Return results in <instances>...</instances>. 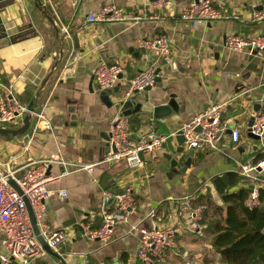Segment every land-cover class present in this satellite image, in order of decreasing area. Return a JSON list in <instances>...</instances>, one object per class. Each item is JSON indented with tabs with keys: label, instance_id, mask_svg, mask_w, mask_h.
Returning <instances> with one entry per match:
<instances>
[{
	"label": "crops",
	"instance_id": "crops-1",
	"mask_svg": "<svg viewBox=\"0 0 264 264\" xmlns=\"http://www.w3.org/2000/svg\"><path fill=\"white\" fill-rule=\"evenodd\" d=\"M192 1L176 0L169 8H149L144 0H41L53 25L37 9L35 0H0V73L6 84L16 86L24 105L28 107L61 54L36 110L44 111L52 131L43 125L37 127L34 116L25 135L0 137V173L23 174L33 162L50 158L58 148L73 163L94 164L105 156L109 127L119 113L103 103L102 92L97 89L93 72L102 62L122 64L125 79L158 63L162 82L142 98L159 104L174 94L179 100V111L167 119L129 117L137 133L154 126L169 137L196 114L213 105L229 103L223 116L230 122L229 131L218 149L195 152L185 172L182 170L187 158L176 154L179 142L177 137H170L160 161H148L140 171L125 165L113 169L98 166L93 174L75 171L58 179L52 190H65L68 198H52L46 204L47 219L54 230H74L80 222L99 228L101 212L113 207L106 202L111 197L105 198L104 193L114 196L129 186L138 211L129 224L118 229L116 241L107 247L78 235L60 247L61 258L46 253L30 264H141L137 257L138 236L127 235L131 225L178 229L182 255L171 252L170 264H203L212 251L206 226L194 224L188 202L199 205L208 197L212 206H223L215 181L228 174L239 175L243 165L254 164L264 144V139L249 137L252 116L262 110L264 61L230 52L224 43L230 34H264V22H254L262 0H211L223 18L193 31L180 19L182 9ZM110 4L124 9L135 20L116 24L86 22L88 15ZM159 36L172 42L166 64L155 53L138 46L142 38ZM122 91L123 97L124 87ZM232 128L241 130L238 145L231 142ZM167 155L176 158L178 166H173ZM61 172L57 166L49 170L53 176ZM1 244L0 236V248ZM72 252L77 256L69 257ZM217 262L215 258L213 264Z\"/></svg>",
	"mask_w": 264,
	"mask_h": 264
},
{
	"label": "built area",
	"instance_id": "built-area-1",
	"mask_svg": "<svg viewBox=\"0 0 264 264\" xmlns=\"http://www.w3.org/2000/svg\"><path fill=\"white\" fill-rule=\"evenodd\" d=\"M176 0H144L149 8H169ZM223 18L222 12L217 9L211 0H193L184 7L180 19L191 30H198L201 25H206ZM132 18L124 9L114 5H106L95 13L87 16L88 24H116L132 22ZM254 22H264V0L260 3V10L254 15ZM66 33H68L66 31ZM171 40L166 36L155 38H142L138 46L147 52L155 53L159 61L167 62L171 55ZM225 48L230 52L256 56L264 61V34L256 33L251 36L230 34L225 39ZM158 61V62H159ZM158 63L147 66L132 79H125V68L122 64L100 63L94 70V80L99 92L112 90L118 86L125 88V98H130L134 92H143L147 87L156 84ZM122 76V79H121ZM24 80V78H21ZM229 103L211 106L209 109L193 116L184 123L178 132L165 136L152 126L145 132L133 130L128 117H116L112 120L109 133V151L94 164L73 163L66 159L61 150L48 159L33 162L23 174L16 172L0 173V264H30L35 257L46 254L37 240L30 219L27 203L33 209L41 236L48 246L58 255L61 246L67 244L79 235L89 242H97L101 247H107L116 241L118 229L129 224L130 218L138 211L133 188L126 187L122 193L112 196L104 193V197H115L112 208L101 212V226L93 228L90 224L80 222L74 230H54L47 219L46 204L52 198L66 200L68 193L65 190H52L51 186L60 178L68 176L75 171H84L93 174L98 166L113 169L122 165L132 171H140L146 162L158 163L161 151L170 138L178 135L184 137L185 150L191 151H216L223 137L229 131V123L223 116ZM262 110L253 114V124L249 128L253 135L264 139V99L261 100ZM28 107L24 105L12 84H6L0 73V128H16L23 124L28 115ZM38 119L37 127L52 131L51 122L43 112L33 114ZM200 129V131H199ZM230 139L238 145L241 139V130L232 128ZM263 158L257 164H245L241 167L240 176L244 185L249 189L246 206L249 209L261 208V189L264 188V144L259 152ZM62 169L61 175L49 174L51 167ZM14 180L21 193L17 192L10 184ZM190 206L191 219L197 226L202 225L206 206ZM264 233V230L262 231ZM178 229L173 226L144 228L140 225H131L127 235H136L139 240L137 257L141 264H170V253L182 255L178 244ZM77 256L74 252L69 257ZM72 264V263H70ZM216 264H220L217 262Z\"/></svg>",
	"mask_w": 264,
	"mask_h": 264
},
{
	"label": "trees",
	"instance_id": "trees-1",
	"mask_svg": "<svg viewBox=\"0 0 264 264\" xmlns=\"http://www.w3.org/2000/svg\"><path fill=\"white\" fill-rule=\"evenodd\" d=\"M262 158L259 153L254 164ZM215 187L223 206H212L208 197L199 204L207 207L202 225L206 226L212 245L203 264H213L215 258L220 264H264V206L255 209L246 206L250 191L240 174L218 178ZM260 200L264 205V188Z\"/></svg>",
	"mask_w": 264,
	"mask_h": 264
},
{
	"label": "water",
	"instance_id": "water-1",
	"mask_svg": "<svg viewBox=\"0 0 264 264\" xmlns=\"http://www.w3.org/2000/svg\"><path fill=\"white\" fill-rule=\"evenodd\" d=\"M36 1V7L38 10H40L43 14V16L46 17V19L54 24V20L52 17L49 15L48 10L46 6L41 2V0H35ZM1 9V7H0ZM61 61V54L56 57L55 64L50 72V74L45 78L43 81L41 87L38 89L34 97L32 98L30 104L28 105V115L25 117L23 121V125L18 128V129H11V128H0V137H18L25 135L28 130L30 129L31 125V120L33 114H35L37 107H38V102L40 99V96L42 95L43 89L47 85L49 79L52 77L54 72L56 71L59 63ZM166 64V62H164ZM161 73V70H157V78H156V84L162 82V78L159 76ZM122 79V76H121ZM155 84V85H156ZM153 87H147L143 92H134L133 95L126 99L125 94L122 97V87L118 86L112 90H106L101 93V99L103 103L108 107V108H113L117 113H119L120 117H132L134 115L136 116H143V117H148V118H153L155 120H164L173 115L174 112L179 111V100L176 95L171 94L166 102L162 101L159 102V104H154L149 98H142L144 93H148L152 90ZM114 95H120V97L114 99H111L112 96ZM161 103V104H160ZM253 124V119L249 123V128ZM200 131V129H199ZM249 137L256 140V141H261V138L259 136L253 135L250 130H249ZM177 140L179 142L180 148L176 150V154L181 155L184 154L185 157L187 158V162L185 163V168L182 170V172H185L187 168H189L192 164V159L195 156V151L191 150L188 152H185L184 148V137L182 135L177 136ZM109 142L110 138L108 139V143L104 149L107 152L109 151ZM105 151V152H106ZM167 158L171 160L173 166H178V160L174 158L173 156H168ZM9 184L19 193L22 194L19 186L16 184L14 180H9ZM107 203H110L111 205L115 203V197L108 198L106 200ZM28 210L30 213V219L31 223L34 229V233L37 237L38 242L40 245L43 247L46 253H48L51 256L61 258L57 253H55L47 244V242L44 240V238L41 236L40 230L37 225V221L35 218V214L33 212L32 207L30 206L29 203H27Z\"/></svg>",
	"mask_w": 264,
	"mask_h": 264
},
{
	"label": "rangeland",
	"instance_id": "rangeland-1",
	"mask_svg": "<svg viewBox=\"0 0 264 264\" xmlns=\"http://www.w3.org/2000/svg\"><path fill=\"white\" fill-rule=\"evenodd\" d=\"M178 256H180V255H178ZM189 259V257L187 258V260ZM190 263H192V262H190ZM178 264H180V263H178ZM182 264V263H181ZM193 264V263H192ZM194 264H196L195 262H194ZM216 264V263H215Z\"/></svg>",
	"mask_w": 264,
	"mask_h": 264
}]
</instances>
